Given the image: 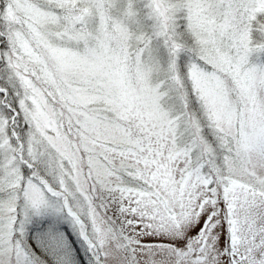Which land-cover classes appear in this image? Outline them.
Here are the masks:
<instances>
[{
	"label": "snow or ice",
	"instance_id": "snow-or-ice-1",
	"mask_svg": "<svg viewBox=\"0 0 264 264\" xmlns=\"http://www.w3.org/2000/svg\"><path fill=\"white\" fill-rule=\"evenodd\" d=\"M0 264H264V0H0Z\"/></svg>",
	"mask_w": 264,
	"mask_h": 264
}]
</instances>
